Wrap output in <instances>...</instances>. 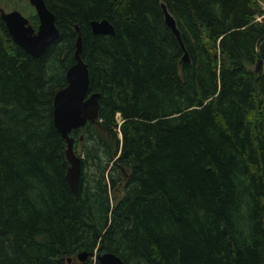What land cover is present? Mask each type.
<instances>
[{
	"label": "trees",
	"instance_id": "trees-1",
	"mask_svg": "<svg viewBox=\"0 0 264 264\" xmlns=\"http://www.w3.org/2000/svg\"><path fill=\"white\" fill-rule=\"evenodd\" d=\"M44 1L59 35L40 56L0 16V264H80L81 251L83 264L103 251L125 264H264L259 1ZM26 16L36 29L33 6ZM102 18L114 33L92 31ZM74 24L99 92L97 118L69 132L75 194L52 113Z\"/></svg>",
	"mask_w": 264,
	"mask_h": 264
},
{
	"label": "water",
	"instance_id": "water-1",
	"mask_svg": "<svg viewBox=\"0 0 264 264\" xmlns=\"http://www.w3.org/2000/svg\"><path fill=\"white\" fill-rule=\"evenodd\" d=\"M34 7L39 23L37 28L29 22V19L19 9L4 10L0 7V16L5 22L12 39L32 56L37 57L44 53L46 48L58 37L59 29L55 23L54 13L47 7L44 0H28ZM164 19L176 35L181 45L180 32L175 19L162 3ZM94 33H114L113 24L106 18L90 21ZM76 47L74 50L75 62L66 70V85L59 88L53 97V122L61 136L66 141L65 155L68 167L65 178L71 191L75 194L78 189L81 158L74 151L73 136L69 134L72 129L83 126L88 120L93 121L98 116L99 92L89 91V73L86 62L80 53L82 50V36L77 24ZM183 60H188L187 52H184ZM88 252L81 251L77 254L80 264H83ZM96 258L100 264H125L124 260L112 251L98 252ZM70 257L67 260L70 261Z\"/></svg>",
	"mask_w": 264,
	"mask_h": 264
},
{
	"label": "rangeland",
	"instance_id": "rangeland-1",
	"mask_svg": "<svg viewBox=\"0 0 264 264\" xmlns=\"http://www.w3.org/2000/svg\"><path fill=\"white\" fill-rule=\"evenodd\" d=\"M262 8L264 9V0H258ZM31 4L28 0H0V7L8 11L11 9H19L24 15L31 10ZM260 15L256 18L260 19ZM122 193V191H121ZM111 201L114 200V192H110ZM78 260V259H77Z\"/></svg>",
	"mask_w": 264,
	"mask_h": 264
}]
</instances>
